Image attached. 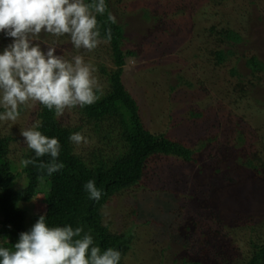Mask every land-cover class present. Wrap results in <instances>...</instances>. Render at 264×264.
Returning <instances> with one entry per match:
<instances>
[{"label": "rangeland", "instance_id": "374dc122", "mask_svg": "<svg viewBox=\"0 0 264 264\" xmlns=\"http://www.w3.org/2000/svg\"><path fill=\"white\" fill-rule=\"evenodd\" d=\"M109 5L124 28L123 83L146 130L194 154L191 161L150 158L142 180L101 210L103 226L135 235L124 264H243L251 244L264 243V74L253 86L257 79L248 67L253 57L264 62V0H109ZM224 29L243 41L220 43L218 31ZM8 43L0 36V50ZM40 43L65 59L82 56L94 69L100 97L108 92V74L117 70L109 42L76 50L67 36L41 33ZM221 50L231 51L222 63ZM82 109L56 116L61 126L79 129L75 133L86 139L72 142L74 154L88 159L98 150L125 158L98 171L92 179L96 187L116 176L134 178L142 151L119 142L120 123L88 122ZM41 113L42 105L30 103L21 106L15 122H0V139H11L8 158L21 174L19 188L26 183L21 162L31 150L19 133L40 125ZM8 183L4 179L0 185ZM48 187L41 182V192L22 204L28 229L46 212Z\"/></svg>", "mask_w": 264, "mask_h": 264}, {"label": "clouds", "instance_id": "9594fccd", "mask_svg": "<svg viewBox=\"0 0 264 264\" xmlns=\"http://www.w3.org/2000/svg\"><path fill=\"white\" fill-rule=\"evenodd\" d=\"M106 11V0H0V36L10 41L0 50V122H15L21 106L30 103L38 102L60 117L65 109L97 102L102 89L93 76V67L80 55L65 59L55 47H42L40 40L41 33L67 36L74 49L92 51L112 39L110 28L101 37L97 19ZM107 22L117 23L110 12ZM39 128L37 124L20 131L35 154L21 163L25 167L36 165L37 158L48 155L50 163L39 167L52 175L64 167L58 162L61 144ZM69 139L76 145L86 142L79 132ZM84 189L90 199L101 198L94 180ZM82 233L81 227L70 224L49 226L46 216L41 215L30 229L19 233L11 249L0 246V264H121L119 250L101 251L91 234Z\"/></svg>", "mask_w": 264, "mask_h": 264}, {"label": "trees", "instance_id": "16d2710c", "mask_svg": "<svg viewBox=\"0 0 264 264\" xmlns=\"http://www.w3.org/2000/svg\"><path fill=\"white\" fill-rule=\"evenodd\" d=\"M86 2H90V0H86ZM106 5L105 15H98L97 19L102 38L105 31L111 29L112 39L108 42L113 48L117 70L108 74L110 84L108 92L102 95L96 103L85 106L82 110L89 119L88 122L94 121L97 125L105 122L120 123L122 127L121 132L118 133L119 142H122L124 148L137 147L142 151L140 161L136 165L135 177L116 176L98 187L102 192L99 200L90 199L84 185L92 180L98 171L110 170L118 163L123 162L124 156L104 154L98 150L93 152L88 159L75 155L69 137L79 129L61 126L54 111H49L43 107L38 130L48 137H56L59 140L61 151L58 162H62L64 167L52 175H48L46 168H40L39 165L50 163L51 157L45 155L37 158L36 165H28L27 167L23 165L26 183L19 188L17 187V179L21 174L17 173L16 167L8 158L11 139H0V184L4 179L9 181L6 187L0 185V233H3L0 246L11 249L18 239L19 233L28 230L26 226L27 212L22 204L37 196L41 192V182L46 181L49 185V190L45 193L44 199L46 212L35 216L34 224L41 215H45L49 226L70 224L73 228L81 227L83 229L82 235L84 233L91 234L94 245L100 247L101 251L107 248L119 250L121 252V264H124L123 260L130 251L135 235L131 231L121 234L111 232L107 226L102 224L101 210L112 197L130 189L142 180L145 164L153 156H173L185 161H191L193 158L194 152L183 144L172 141L163 134L155 135L146 130L139 114L137 101L128 92L122 79L125 66V54L122 50L124 28L118 23L107 22V14L110 12L109 0H106ZM218 35L220 36V43H228V41L241 43L243 41L242 36L233 30L224 29L218 31ZM230 53L231 51L226 53L222 50L217 52L220 63L226 61ZM248 67L251 69L254 80L257 79L254 83L250 82L254 86L258 82L259 74H264V62L258 57H253L248 60ZM240 91L245 94L248 92L243 88V84H240ZM107 131L109 137L113 135L109 129ZM105 136L107 137V135ZM124 152L122 151V154ZM34 156V152L30 150L24 155V159ZM252 164L253 162L250 161L248 167ZM254 170L257 171L258 166H254ZM251 245L253 251L250 252L243 264H264V243L254 242ZM192 264L201 263L192 262Z\"/></svg>", "mask_w": 264, "mask_h": 264}]
</instances>
